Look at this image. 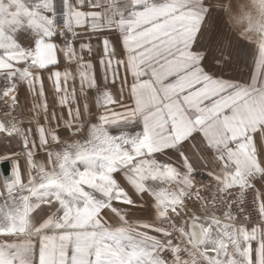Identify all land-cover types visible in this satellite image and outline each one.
I'll list each match as a JSON object with an SVG mask.
<instances>
[{
  "label": "crops",
  "instance_id": "crops-1",
  "mask_svg": "<svg viewBox=\"0 0 264 264\" xmlns=\"http://www.w3.org/2000/svg\"><path fill=\"white\" fill-rule=\"evenodd\" d=\"M204 1L167 0L174 4L167 11L183 21L196 19L198 26L209 8L215 10L214 0L206 6ZM82 2L0 0V89L26 117L15 132L0 123V264H19L16 252H25L28 264H39L42 249L45 259L53 250L59 258L63 250L71 264L92 229L66 218L61 201L83 214L86 200L104 209L103 223L131 229L145 240V264H264V0H223V19L246 47L254 46L256 65L250 77L224 79V88L212 74L200 80L178 75L174 87L167 74H135L131 52L150 47L152 19L159 14L150 9L166 0L134 9L137 39L117 45L115 53L107 40L98 43L99 33L112 29L123 35L121 19L131 20L129 10L144 0H88L79 8ZM178 28L188 32L183 24ZM169 86L176 98L189 92V98L209 99L203 139L184 150L186 160L139 143L146 114L155 110L151 105L162 107L158 101ZM221 104L222 118L216 115ZM124 160L129 165L121 170ZM142 162L159 164L137 168ZM194 169L226 184L253 186L262 222L243 233L197 219L172 222L162 212L164 202L133 200L148 206L138 209L129 198L120 199L136 178L158 177L168 186L169 177L189 178ZM136 210L144 216L137 217ZM191 222L203 233L199 244L192 241Z\"/></svg>",
  "mask_w": 264,
  "mask_h": 264
},
{
  "label": "snow or ice",
  "instance_id": "snow-or-ice-1",
  "mask_svg": "<svg viewBox=\"0 0 264 264\" xmlns=\"http://www.w3.org/2000/svg\"><path fill=\"white\" fill-rule=\"evenodd\" d=\"M88 3V0H83L81 4L78 5L79 8H84ZM91 7H96V5H91ZM149 9L148 0H144L143 4L133 5L132 9L129 10V15L131 20L125 21L121 19L122 29L124 34H118L115 30H102L99 33L100 39L98 43L103 44L104 40H107L113 45V53L116 51L117 45L123 48L124 44L128 40L137 39L136 34V16L137 12L134 10L136 8ZM174 7V4L170 2H164L157 5L155 8L150 9L152 12H158L155 19L160 21L156 25L157 31L153 32L151 35L155 39L161 42L160 46H167L170 39L174 34H179L178 25L183 24L184 28L190 31V26L186 24L182 19L177 18L173 13L167 11L168 8ZM212 13V9L209 8V16ZM155 23V21H153ZM168 37V39H165ZM215 40L216 32L213 28L212 22L206 29H202L197 32L196 38L192 40V51L195 53L203 52L205 55L201 59V67L206 73H218L223 74L229 71H235L238 62L234 61L233 55L227 51L221 52L218 56L215 55ZM138 42V40H137ZM187 46V40H185ZM125 53L127 49H124ZM56 63H60L57 59ZM42 83V82H41ZM146 86V85H145ZM174 87V85H173ZM137 104L139 101L136 97ZM175 103L173 97L168 96L165 91L164 99L159 100L158 104L162 105H151L155 110L146 114L144 119V139L139 141L142 145H148L155 151L163 152L167 155H176V157L187 159L184 150L191 145H195V142L203 139L202 125L198 129L196 125H200L204 119L203 113L199 108L192 109L196 113V119H185L184 113H181L175 108ZM165 113L167 114V119L164 118ZM191 124L192 130L183 139L179 140L178 143L175 142L174 134L180 131V127L183 126L185 129ZM154 125V127L152 126ZM166 137H173V141L170 147H161V143H167ZM133 150H136L137 142L133 141ZM2 154V153H0ZM261 179H264V174H262ZM118 203L120 201H117ZM65 208L66 218H70L75 221L76 226L91 228V233H86L81 239L83 244L80 246L81 251L74 252L71 257V264H145L143 259V248L145 245L144 239L137 238L131 229L124 228L122 226L113 227L103 223L100 217L103 215L104 209L97 208L93 204H89L85 201V208L83 214L78 207H69L67 202L61 201ZM129 203L133 205L134 208L144 209L148 207L144 204H137L131 199ZM114 212L118 211L111 209ZM150 211L154 210L149 208ZM123 224L126 217H118ZM95 257V259H89V257ZM25 252H16L14 254V259L19 260V264H28ZM39 264H69V260L66 257V253L63 250L59 253V258H57V253L53 250L51 257L45 259L43 255V249L39 259Z\"/></svg>",
  "mask_w": 264,
  "mask_h": 264
},
{
  "label": "rangeland",
  "instance_id": "rangeland-1",
  "mask_svg": "<svg viewBox=\"0 0 264 264\" xmlns=\"http://www.w3.org/2000/svg\"><path fill=\"white\" fill-rule=\"evenodd\" d=\"M209 1L213 0H205L203 5H208ZM215 2V10L212 11V14L209 17L206 18H199L198 22L199 25L196 26L197 20L195 19H185V23L190 26V31L179 34H174L173 37L170 39L169 44L165 48V46H160L161 42L153 35H151L153 32L157 31L156 25L159 23L155 18L152 19V33L148 36L151 37L153 40L149 48H139L136 50H133L131 52L134 60H135V74L137 76H143V74H160L164 73L168 75V82L170 85H175V79L176 77L185 75V76H193V78H199L205 79L207 74H212L217 79V85H221L224 88V83L222 82L224 79L232 78L233 80H238L240 77H245L246 75L248 77L252 76V73H256V65H255V49L252 45H247V47L244 45L246 44L244 42V39H242L234 29H232L227 22L223 19L222 12H223V0H214ZM206 14V9L202 10ZM155 21V23H153ZM194 22V23H193ZM212 22L213 28L216 32V40H215V55H219L223 51H227L233 55L234 61L238 62V65L236 67L235 71H229L225 72L223 74L218 73H206L204 69L201 67V59L205 55V53H195L192 51V40L196 38L197 32L206 29L209 26V23ZM190 23H193L191 25ZM186 31V29L184 28ZM145 39H147V35L143 36ZM165 39H168V37H165ZM185 40H187V46L185 44ZM144 41V40H141ZM207 81L199 82L201 86L206 83ZM250 83V82H249ZM248 83V84H249ZM154 84V83H153ZM173 88L169 86L167 90V95L174 98L175 101H177V104H175V108L179 110L181 113L186 114L185 119L191 118L196 119V113L192 111V109L199 108L202 113L204 119L202 120L200 125H196L198 129L201 128L202 130H206L207 123H208V108H207V101L208 98H195V97H187V94L189 95V92L184 93L183 98H176L175 95H173ZM13 98V97H12ZM14 99V98H13ZM154 99V98H153ZM19 104V103H18ZM20 109L23 113L22 107L19 104ZM218 110L216 112V115L222 118V109L223 105L218 106ZM24 114V113H23ZM25 116V114H24ZM164 118L167 119V114L165 113ZM26 117L24 118L25 122ZM218 121L219 119L216 118ZM190 125V124H189ZM181 126L180 128H182ZM188 131H191L190 129H180L179 132L174 134L175 141L177 138L181 139L180 136H182L180 133L184 134ZM126 132V131H125ZM173 137H167L168 142H172ZM195 143H198L197 141ZM122 151L123 149H127V146L121 147ZM123 153H127L126 151ZM169 155V159H170ZM91 164V163H89ZM94 164V163H93ZM141 164V165H140ZM159 163L157 162H147V163H137V168L146 169L147 167L153 169L158 166ZM129 163L124 160L121 161L119 166L121 170L127 169ZM94 169L93 167H91ZM194 171L198 172H204L207 173L210 178H213L215 181L220 183L223 187L226 188H233V187H242L244 185H235V184H226L220 180H217L215 177H213L211 174L206 172L203 169H194L190 172L189 178H170L167 179L168 186L162 184L160 178L158 177H147V178H136L135 179V187L131 188L129 186L126 187V191L120 193V199L121 200H127V198L131 199L132 201H140V202H164L167 205V208L164 209L165 218L167 220H170L172 222L182 221V222H188L191 219H197L202 220L204 222L209 223L210 225L215 226L217 229H224L227 228V226L233 227L232 224L230 225H220L218 226L215 224L212 220H208L207 218H192L190 216H186V213L184 212L183 208L179 207V204L182 203L183 198H185L189 192L196 189L197 185L203 184L202 181H197L193 178L192 173ZM121 182H124L121 179ZM125 179V183H126ZM124 183V184H125ZM110 196V195H109ZM258 200V199H257ZM206 201V200H205ZM207 202V201H206ZM204 205L205 203L202 202ZM195 206V205H193ZM201 207V206H200ZM232 207L228 208V213L231 215L233 213ZM186 211V210H185ZM150 212V211H149ZM155 212V210L151 211ZM136 216H144V211L142 210H136ZM262 222V221H261ZM235 228V227H234ZM236 229V228H235ZM236 231H238L236 229Z\"/></svg>",
  "mask_w": 264,
  "mask_h": 264
},
{
  "label": "built area",
  "instance_id": "built-area-1",
  "mask_svg": "<svg viewBox=\"0 0 264 264\" xmlns=\"http://www.w3.org/2000/svg\"><path fill=\"white\" fill-rule=\"evenodd\" d=\"M24 118L18 102L0 89V123L6 125L8 132H15ZM192 176L203 184L197 185L179 204L186 216L207 218L218 226L232 224L240 233L249 226L261 223L257 192L253 186L226 188L207 173L194 171ZM229 207L234 209L231 215Z\"/></svg>",
  "mask_w": 264,
  "mask_h": 264
},
{
  "label": "water",
  "instance_id": "water-1",
  "mask_svg": "<svg viewBox=\"0 0 264 264\" xmlns=\"http://www.w3.org/2000/svg\"><path fill=\"white\" fill-rule=\"evenodd\" d=\"M189 229H190V235H191L192 241L195 244H199V242L203 238V233L201 232V230H199L195 222H191L189 224Z\"/></svg>",
  "mask_w": 264,
  "mask_h": 264
}]
</instances>
